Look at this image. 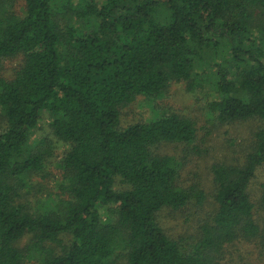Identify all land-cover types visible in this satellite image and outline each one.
Returning <instances> with one entry per match:
<instances>
[{
    "label": "trees",
    "instance_id": "16d2710c",
    "mask_svg": "<svg viewBox=\"0 0 264 264\" xmlns=\"http://www.w3.org/2000/svg\"><path fill=\"white\" fill-rule=\"evenodd\" d=\"M17 55L13 77H0V264H221L236 241L264 256L250 194L264 164V0H0V60ZM180 81L211 85L212 120L259 122L242 162L212 164L215 209L192 243L158 214L202 207L207 194L155 148L192 146L195 121L162 112L120 127L122 107ZM45 112L67 145L63 192L35 208L24 189L48 163L49 148L33 142Z\"/></svg>",
    "mask_w": 264,
    "mask_h": 264
},
{
    "label": "rangeland",
    "instance_id": "374dc122",
    "mask_svg": "<svg viewBox=\"0 0 264 264\" xmlns=\"http://www.w3.org/2000/svg\"><path fill=\"white\" fill-rule=\"evenodd\" d=\"M15 10L19 14L23 13L22 1L15 5ZM22 58V55H17L0 60V77H13L21 65ZM217 97V93L209 83H203L202 86L191 90L186 81L172 82L161 97L138 96L135 101L120 110L122 128L137 121L155 119L162 112H177L195 121L197 138L192 146L164 142L155 148L156 153L173 155L181 162L179 179L183 185L197 182L207 194L202 207L188 206L179 210L166 207L158 214L160 224L170 236L183 238L191 243V236L197 233L200 220L215 209L212 196L214 187L212 164L217 161L242 162L252 146L253 134L259 125L254 119L224 124L212 120L207 103ZM50 121L49 114L45 112L33 138V142L41 139L43 148H49V155L46 154L47 166L43 172L34 173L29 178V186L24 189L27 202L35 208L39 207V203H52L60 194L62 196L63 192V170L59 165V158L67 145L53 136ZM2 122L0 110V125ZM195 145L198 146V150H194ZM262 182H264V164L258 168L250 186V194L256 204L254 216L260 224L264 220V213L259 207ZM29 239L30 235L23 237L18 245L24 247ZM27 264H36V261L29 260ZM221 264H264V256L260 253L256 242L236 241L226 246Z\"/></svg>",
    "mask_w": 264,
    "mask_h": 264
}]
</instances>
